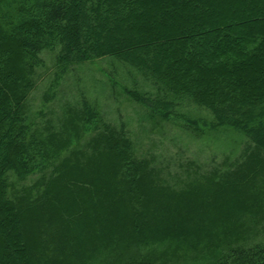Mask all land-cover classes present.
<instances>
[{
  "label": "trees",
  "instance_id": "trees-1",
  "mask_svg": "<svg viewBox=\"0 0 264 264\" xmlns=\"http://www.w3.org/2000/svg\"><path fill=\"white\" fill-rule=\"evenodd\" d=\"M212 1L0 0V264H64L56 257H47L44 262L43 255L30 256L25 222L40 219L45 211L41 202L57 192L60 177L64 176L65 182L75 187L76 179L71 173L89 158L86 153L82 156L85 159L81 157V161H77L74 158L77 149L69 148L73 145L66 141L59 150L69 145L66 148L69 153L56 165L58 174L53 175V169L49 179L46 178L45 192L41 191L39 197L24 200L12 185V177L23 181L30 175L33 151L41 154L42 162L52 157L43 147L44 142L35 138L26 112V99L34 86L35 69L43 64L41 53L44 50L59 48L58 59L69 64L115 58L142 72L144 78L162 84L174 99H187L207 109L213 123H206L204 119L188 120L194 127L201 129L200 122H203L204 126L232 128L243 135L246 143L252 145V161L247 165L243 163L235 178H232L233 171L222 174L218 180L214 179L216 170L205 175V180L222 192L216 190L212 196L205 194L201 201L206 207L196 206L203 211L218 207L226 218L233 213L232 217L238 212L253 210L250 202H247L249 205L240 202L247 198L244 193L248 194L252 187L251 170L264 165V0H236L238 4L229 7L223 16L215 14L216 4ZM130 94L142 101L151 115L162 119H168L174 103L178 104L172 99L154 101L134 92ZM84 107H87L86 102ZM85 110L89 117L95 116L89 108ZM98 135L92 153L96 148L108 159L102 165L100 156L94 157L97 174L104 169L113 171L110 183L118 184L115 183L118 176L122 185L115 187L119 190L112 199L109 196L106 199L107 188L92 196L97 206H103L105 211L100 210L103 216L108 215L104 227V231H109L106 246L100 245L101 236L93 235L97 239L94 248L80 256L71 252L68 262L154 264L157 261L152 253L154 249H150L152 244L163 243L166 238L175 243L179 241L164 229L167 226L164 220L157 224L155 232H146V235L144 231L150 227V216L159 209H163L161 215L166 214L170 219L183 212L185 208L177 194L196 196L195 191L200 188L198 176L186 183L184 192H179L154 170L148 159L135 158L132 143L122 128L104 129ZM59 152L53 157L62 156ZM73 154L74 157H68ZM143 175L153 179L160 188L158 198L164 202L153 207L145 203L146 190L139 179ZM85 184L90 189L96 186L88 181ZM245 188L247 191L243 192ZM174 201L179 203L174 205ZM229 203H237L238 208L228 211ZM119 210L125 213V219L126 216L130 219L124 229L133 233L125 243L111 230L115 223L121 222ZM60 216L59 229L67 237L81 238L86 243V238L92 236L89 231L93 227L90 229L87 221L81 222L70 212L60 213ZM182 240L190 245V239ZM143 247L147 249L145 253L141 252ZM230 257L234 259L232 264H264V247L228 249L216 261L224 264Z\"/></svg>",
  "mask_w": 264,
  "mask_h": 264
},
{
  "label": "rangeland",
  "instance_id": "rangeland-1",
  "mask_svg": "<svg viewBox=\"0 0 264 264\" xmlns=\"http://www.w3.org/2000/svg\"><path fill=\"white\" fill-rule=\"evenodd\" d=\"M212 3L216 4L214 11L219 16L228 12L229 7L238 4L236 0H213ZM58 56L59 48L44 50L41 53L43 64L35 69L34 86L26 99L27 122L31 123L35 138L44 142L43 147L52 156L51 160L42 162L41 154H35L33 151L30 175L23 181L16 180L14 176L11 182L24 200L34 199L45 189L43 183L46 178L49 179L53 169V175L58 174L56 165L69 153L66 149L69 145H73L69 148L77 149L75 157L73 154L68 156L69 158L74 157L81 161V157L86 153L89 158L87 163L77 165L71 173L76 179V186L72 187L65 182L64 176L60 177L57 192L48 195V198L41 202L40 206L45 211L40 219L25 222L30 256L37 258L43 255L44 262L47 257H56L62 259L64 264H70L68 260L71 258V252L80 256L94 248L97 239L95 240L93 235L98 238L101 236L99 244L102 246L108 242L109 231H104L108 215L103 216L100 212L101 209L105 211L103 206H97L92 196H95L97 191L107 188L106 199L108 200V196L112 199L119 190V187L117 189L115 187L122 184L119 183L118 176L116 177L118 180H115L118 184L113 186L110 183L114 177L113 171L108 172L104 169V172L97 174L94 157L99 155L102 165L103 162H107L108 157L98 152L96 148L92 153V146L97 143L100 131L112 127L117 130L122 128L132 143L135 158L148 159L154 170L159 171L161 177L170 182L175 190L184 192L186 183L196 176L200 182V188L195 191L196 196L177 194L185 209L176 217L170 219L166 214L161 215L163 209L150 216V227L148 231L145 228L144 233L155 232L157 224L164 220L167 223L164 229L170 235L176 236L179 241L175 243V240L171 242L166 238L167 241L163 243L149 246L150 249H154L152 253L157 261L154 264H218L216 260L219 256L221 258L225 255L228 249L264 247V165L254 171L251 170L250 175L252 179L254 178L253 181L251 179L252 187L248 194L244 193L247 198L240 202L245 205H249L247 202H250L253 205L252 211L250 209L248 212H238L232 217L233 213L232 218H226L218 207L203 211L204 209L199 210L196 206L206 207L201 201L205 194L212 196L216 190L222 192L212 187V183L205 180V175H211L212 171L216 170L217 178L214 179L218 180L222 174L233 171L232 178H235L234 176L239 175L243 168L242 164L247 165V162L252 161V145L246 143L243 135L232 128L224 130L222 127L212 128L211 124L204 126L203 122H200L201 129L194 127L188 120L204 119L206 123H213V117L207 109L187 99L180 101L174 99L167 94L168 90L162 84L144 78L142 72L115 58L102 57L69 64L62 62ZM128 91L144 95L154 101L172 99L178 101V104L174 103L173 113L168 119H162L151 115L142 101L132 98ZM85 102L87 107H84ZM86 108L95 116L89 117ZM62 137L65 139H61ZM28 139L30 140L29 137ZM66 141L67 144L71 143L65 149L59 150ZM57 151H60L62 156L53 157ZM139 179L145 186V203L153 207L164 202L158 198L160 188L153 183V179L146 175H143V178L140 176ZM86 181L95 183L96 186L90 189L89 185L85 184ZM246 191L245 188L243 192ZM176 202H173L174 205L179 203ZM228 206V211H235L238 208L237 203H229ZM68 212L74 213L81 222L87 221L90 229L93 227L89 229L92 236L86 238L88 239L86 243L81 238L73 240L67 237V234L59 229L62 222L60 213L66 215ZM119 213L121 222L115 223L111 230L116 231L125 243L130 241L133 233L129 229H124L130 219L127 216L125 219V213L121 210ZM32 218L31 216L30 219ZM182 237L190 239V245L185 244ZM146 250L144 247L141 248L143 253ZM233 261V257H230L225 259L224 264H232Z\"/></svg>",
  "mask_w": 264,
  "mask_h": 264
}]
</instances>
